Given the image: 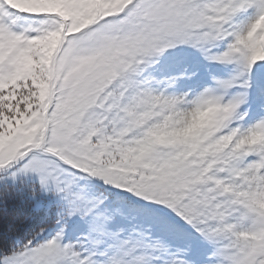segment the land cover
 <instances>
[{"label": "snow or ice", "instance_id": "snow-or-ice-1", "mask_svg": "<svg viewBox=\"0 0 264 264\" xmlns=\"http://www.w3.org/2000/svg\"><path fill=\"white\" fill-rule=\"evenodd\" d=\"M0 264H264V0H0Z\"/></svg>", "mask_w": 264, "mask_h": 264}, {"label": "trees", "instance_id": "trees-1", "mask_svg": "<svg viewBox=\"0 0 264 264\" xmlns=\"http://www.w3.org/2000/svg\"><path fill=\"white\" fill-rule=\"evenodd\" d=\"M26 211H27V207H26V206L21 207V208L19 209V212H20L21 216H22ZM38 226H39V221H38V220H37V221H33L31 224H29V225L27 226V228L23 229V231L25 232V234H27V232H29L31 229H33V228H37Z\"/></svg>", "mask_w": 264, "mask_h": 264}]
</instances>
